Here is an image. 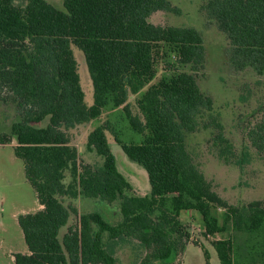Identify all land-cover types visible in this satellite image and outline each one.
<instances>
[{
    "label": "trees",
    "instance_id": "obj_1",
    "mask_svg": "<svg viewBox=\"0 0 264 264\" xmlns=\"http://www.w3.org/2000/svg\"><path fill=\"white\" fill-rule=\"evenodd\" d=\"M18 6L0 0V103L13 102L19 117L0 144H17L28 181L44 208L20 214L29 253H16L13 264H120L110 240L133 238L146 254L139 264H165L182 254L192 240L179 216L184 209L203 217L204 237L233 231L213 246L221 264H264V200L244 206L230 204L199 169L187 146L214 102L193 74L179 73L149 85L156 77L161 54H174L182 64H201L204 41L194 27L162 26L149 18L157 11L179 13L170 0H64L60 9L47 0ZM204 9L217 21L231 44L234 63L264 71V0H208ZM73 45L83 51L94 86L88 106ZM130 94H140L134 114ZM122 107L140 141H125L111 124L88 135L87 146L103 157L102 165L83 163L68 129L100 117L104 109ZM48 119L45 126H38ZM218 154H234L224 126L215 117ZM126 155L148 173L151 192L141 196L119 171L106 131ZM251 144L264 152V117L248 131ZM70 182L66 183L67 174ZM80 195L111 204L120 201L122 220L112 224L99 212L80 215L68 224ZM225 209L223 220L214 213Z\"/></svg>",
    "mask_w": 264,
    "mask_h": 264
},
{
    "label": "rangeland",
    "instance_id": "obj_2",
    "mask_svg": "<svg viewBox=\"0 0 264 264\" xmlns=\"http://www.w3.org/2000/svg\"><path fill=\"white\" fill-rule=\"evenodd\" d=\"M56 7L63 9L64 0H47ZM172 5L179 9V13L169 11L155 12L150 21L162 26L194 27L202 35L204 41V60L201 64H182L174 54L168 52L157 60L156 77L149 84L158 83L164 77H173L179 73H189L196 77L201 91L210 96L214 102L212 111H206L200 119L198 128L187 133V146L199 169L225 200L236 206H244L254 200H264V152H258L251 144L248 131L256 122L264 117V71H258L251 66H240L234 63L231 55V44L227 35L219 28L217 21L210 17L204 9L208 0H170ZM18 6H26L27 0H13ZM78 62V72L81 85L85 92V101L88 105L94 103V86L82 50L73 45ZM140 94H130L128 102L134 114H140L137 98ZM19 109L13 102L0 103V132L8 131L13 122L19 117ZM141 115V114H140ZM215 117L224 126L226 137L231 141L234 154L229 161L219 156L218 146L214 141L218 130L210 126ZM111 124L112 131L120 133L125 141H140L141 135L131 129L129 121L122 107L104 109L102 115L95 119L93 126ZM48 119L38 123L45 126ZM91 128L80 125L68 129L71 141L87 150L88 136ZM108 130L106 134L112 139L118 163L123 172L128 173L131 180H137L138 189L146 183L150 188L146 170L137 162L132 161L115 141V134ZM11 131L9 130L10 133ZM0 134V135H2ZM81 158V157H80ZM83 163L85 159L81 158ZM91 164L101 165V161L92 158ZM137 168L133 171L128 168ZM127 169V170H126ZM143 173H141L139 170ZM144 174V175H143ZM66 183L70 182L67 174ZM89 204L100 207L105 212V218L115 224L120 222V201L109 205L106 201L87 199ZM69 198L65 199L68 203ZM0 219L5 230L3 235L8 244H12L17 251L28 250L23 230L14 216L21 211H32L38 204L36 191L28 181L25 172L24 160L17 156L12 145L0 147ZM92 202V203H91ZM3 208V209H2ZM2 209V210H1ZM99 209H94L98 211ZM215 215L223 220L225 209L216 207ZM78 216L72 217L70 224L76 225ZM193 240L204 246L213 245L216 239L231 238L233 231L218 233L211 237H204L205 231L202 221H195L193 226L183 221ZM67 232L64 226L60 230L59 238L63 239ZM105 243L109 249H114L120 264H139L146 252L141 243L133 238L110 240L109 233L105 234ZM4 247V245L2 246ZM6 247V245H5ZM6 249V248H5ZM0 264H12L7 255V249ZM183 264H207L204 248L191 244L184 252ZM180 254L167 264H181ZM153 264H165L155 261ZM212 264H221L215 251Z\"/></svg>",
    "mask_w": 264,
    "mask_h": 264
},
{
    "label": "crops",
    "instance_id": "obj_3",
    "mask_svg": "<svg viewBox=\"0 0 264 264\" xmlns=\"http://www.w3.org/2000/svg\"><path fill=\"white\" fill-rule=\"evenodd\" d=\"M158 12V11H157ZM153 15V14H152ZM151 15V16H152ZM151 16H150V18H151ZM150 18H149V20H150ZM88 105V104H87ZM93 105V104H92ZM88 106H91V105H88ZM97 119V118H96ZM95 121V119H93V120H91V121H89V122H86V123H82V124H78V125H76L75 127H77V126H80V125H86V128H91V131L94 129V128H96L97 126H99V125H101V124H98V125H92L93 124V122ZM11 128H12V126L9 128V130L11 131ZM9 130L8 131H5V132H3V133H7V132H9ZM90 131V132H91ZM89 132V133H90ZM89 133L87 134V136L89 135ZM0 134H2L1 132H0ZM108 137V136H107ZM108 141H109V144H110V147H111V150H112V152L114 153V155H115V157H116V160H117V166H118V169H119V171L128 179V181L132 184V186H133V193H135L136 195H141V196H145V195H148V194H150V192H151V185H150V188H148V185L145 183L144 184V186L142 187V188H140V189H138L137 187H138V185L136 184V181L137 180H131L130 179V177H129V175H128V173H126V172H123V169H122V167L119 165V163H118V157H117V154L115 153V151H114V147H113V142H112V139H110V138H108ZM116 141V140H115ZM117 142V141H116ZM118 143V142H117ZM17 144V141H16V138L15 137H13V140H12V142L11 143H7V144H0V147H4V146H7V145H12L13 147H15V145ZM72 144L73 145H75L77 148H78V151H79V154H80V157L81 158H83V159H85L86 160V162L85 163H88V164H91V159L92 158H95V159H97V160H99V161H101V163L103 164V157L102 156H100L94 149H89L88 148V146H87V150H85L84 149V147H82V146H78V145H76L75 143H73L72 142ZM119 144V143H118ZM124 151V150H123ZM101 164V165H102ZM92 165V164H91ZM126 168H128V171L129 170H131V171H133V170H135V169H137V168H130L129 169V167H126ZM127 170V169H126ZM139 170V169H138ZM141 173H143L141 170H139ZM133 172H135V171H133ZM147 172V171H146ZM148 174V173H147ZM144 175V174H143ZM149 178V177H148ZM149 183H150V181H149ZM37 195V194H36ZM88 197H85V196H82V195H80L78 198H72V199H70V201L68 202V203H66L65 202V204H73V206H75L77 209H78V214H75V213H72L71 214V216H70V218H69V221H68V224L66 225V227H67V231H68V228L70 227V226H72V225H74V224H70V221H71V219H72V217H74V216H78V219L80 218V215L81 214H83V213H89V212H99V213H101L102 214V216L104 217V219H106L105 218V212L103 211V209L101 208V209H99L100 207H95V206H93V205H91V204H89V202H88ZM89 199H94V200H96V201H102V200H100V199H97V198H89ZM37 200H38V204H37V206L32 210V211H21L22 213H15L14 214V216L18 219V217H19V215L20 214H26V213H35V212H37V211H40V210H42L43 208H44V205H42L41 203H40V201H39V199H38V197H37ZM92 203V202H91ZM102 203H103V201H102ZM112 204V203H111ZM110 205V204H109ZM2 206V203L0 202V207ZM222 207H220V209H221ZM3 209V208H2ZM1 209V210H2ZM94 209H99L98 211H94ZM120 213H121V211H120ZM119 218H120V220L119 221H121L122 220V215L121 214H119ZM179 218H180V220L183 222V221H188L190 224H194L195 223V221H202L203 222V217H202V215L197 211V210H194V209H184V210H182L181 211V213H180V216H179ZM107 221H108V219H106ZM19 222V221H18ZM79 222V221H78ZM110 223H112L111 221H109ZM117 223V221L115 222V224ZM78 224V223H77ZM76 224V225H77ZM112 224H114V223H112ZM192 224V225H193ZM195 225V224H194ZM193 225V226H194ZM203 225H204V223H203ZM62 229V228H61ZM60 229V230H61ZM204 230L203 231H205V226H204V228H203ZM4 233H5V230H4V228H3V226H2V224H1V219H0V262L1 261H3V259H2V256L6 253V251H1V249H7V255H8V257H10V261L12 262V264L15 262V256H14V254H16V253H19V252H21V253H29L30 251H29V249L28 250H25V249H23L22 251H17V249L15 250L14 248H13V245L12 244H8L7 242H6V240L4 239V237H3V235H4ZM60 234V233H59ZM214 236V235H213ZM193 237V236H192ZM208 237H211V235H209ZM193 240V239H192ZM191 244H194V245H196L194 242H190V243H188L187 244V246H186V249L184 250V252H186V250H187V248L191 245ZM4 245V247H2ZM5 245H6V247H5ZM206 247V249L208 250V252H209V264H212V259H213V257H214V255H215V251H216V249L214 248V246L213 245H207V246H205ZM5 249V250H6ZM182 253V254H180V256H181V259H182V261H181V264H183L184 262V254L185 253ZM216 253H217V251H216ZM145 254H146V252H145ZM144 254V255H145ZM177 254H174V255H172V257L170 258V260H174V258H175V256H176ZM218 255V254H217ZM208 264V263H207Z\"/></svg>",
    "mask_w": 264,
    "mask_h": 264
},
{
    "label": "built area",
    "instance_id": "obj_4",
    "mask_svg": "<svg viewBox=\"0 0 264 264\" xmlns=\"http://www.w3.org/2000/svg\"><path fill=\"white\" fill-rule=\"evenodd\" d=\"M192 239H193V237H192Z\"/></svg>",
    "mask_w": 264,
    "mask_h": 264
}]
</instances>
